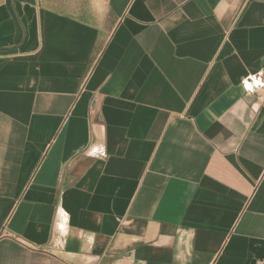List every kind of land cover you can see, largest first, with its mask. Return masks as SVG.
I'll use <instances>...</instances> for the list:
<instances>
[{
    "label": "crops",
    "instance_id": "obj_1",
    "mask_svg": "<svg viewBox=\"0 0 264 264\" xmlns=\"http://www.w3.org/2000/svg\"><path fill=\"white\" fill-rule=\"evenodd\" d=\"M262 70L264 0H0V264H264Z\"/></svg>",
    "mask_w": 264,
    "mask_h": 264
},
{
    "label": "built area",
    "instance_id": "obj_2",
    "mask_svg": "<svg viewBox=\"0 0 264 264\" xmlns=\"http://www.w3.org/2000/svg\"><path fill=\"white\" fill-rule=\"evenodd\" d=\"M247 83L249 84H253L254 88L249 87L248 90L249 91H253V90H258L260 88H264V70L260 71L256 77L252 78L250 81H248Z\"/></svg>",
    "mask_w": 264,
    "mask_h": 264
}]
</instances>
